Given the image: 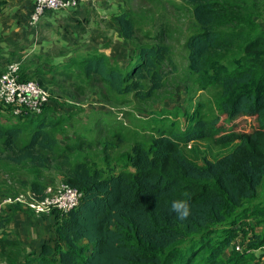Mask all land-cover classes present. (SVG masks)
Segmentation results:
<instances>
[{
	"label": "trees",
	"instance_id": "obj_1",
	"mask_svg": "<svg viewBox=\"0 0 264 264\" xmlns=\"http://www.w3.org/2000/svg\"><path fill=\"white\" fill-rule=\"evenodd\" d=\"M178 2L172 7L188 12L184 73L201 89H216L219 113L210 119L194 110L183 126L175 120L165 124V116L159 115L154 120L157 134L147 143L127 138L120 127H89L87 132H97L93 138L79 133L71 120L86 109L59 97H49L41 113L27 116H15L0 104V148L18 166L12 179L20 180L30 166L26 191L0 199H13L0 212V262L263 264L264 252L257 251L264 247V0ZM53 11L58 10L45 14ZM113 18L133 46L124 66L103 51L55 68L47 64L61 62L37 55L40 63L32 71L20 62L22 79L47 90L62 89L68 82L81 93L102 88L118 104L150 101L165 88V66L173 63L163 40L168 25L163 21L160 35H154L137 26L131 11ZM240 117L252 121L250 131L238 132L230 124ZM200 141L229 148L198 162L185 147ZM119 146L128 148L118 153ZM59 183L81 193L77 205L68 211L52 205L46 213L30 206ZM21 195L26 201L16 199ZM175 200L189 201L192 214L186 220L170 211ZM18 215L50 218L53 233L38 251L10 228ZM238 238L242 250L236 249Z\"/></svg>",
	"mask_w": 264,
	"mask_h": 264
},
{
	"label": "rangeland",
	"instance_id": "obj_2",
	"mask_svg": "<svg viewBox=\"0 0 264 264\" xmlns=\"http://www.w3.org/2000/svg\"><path fill=\"white\" fill-rule=\"evenodd\" d=\"M176 1L170 0L167 3L165 0L162 2L135 0L130 7V11L137 21V26H142L143 31H150L154 35H160L159 26L162 22L165 21L168 25V38L164 37L163 40L170 46L173 63L165 66L168 76L165 88L158 91L150 101L136 102L133 99H128L118 104L113 96L102 88L87 89V93L86 91L81 93L77 91L75 86H71L69 82L62 89H48L50 97H59V99L66 100L68 103H75L78 108L86 109L79 117L76 116L71 120L79 133L86 131L89 127H94L95 131L103 126L120 127L127 133V138H139L149 143L153 136L157 134L154 120L159 115L165 116L162 120L165 124L170 120H175L178 125L183 126L184 118L194 110H198L205 118L210 119L219 113L216 89H201L198 84L194 83L192 77L184 73L185 50L183 43L185 34H183V31L187 28L188 12L173 8V2L179 4V0ZM6 2L8 3V1ZM3 9L4 7L2 8L1 6L0 11ZM162 14L164 18L160 19L159 17ZM9 23L10 21L5 22L7 25ZM100 24L101 35L83 37V39L78 41V47L81 46L79 47V52L87 51L84 45L88 46V44H91L92 48L102 46L107 49L106 52L111 57L118 61L120 66H124L132 55L133 46L131 41H125L121 35H117L111 28L110 23L100 21ZM12 30L10 35L14 36V29ZM83 40H86L87 44L82 45L81 41ZM139 41H142V37L139 38ZM91 47L90 49H92ZM114 48L116 53L113 54ZM10 49L12 48L10 47L5 53L0 51L1 73L5 67L16 61L21 62L23 67L29 71H32L31 67L40 63L35 53L34 55L31 52L19 53L16 51L12 53V51H9ZM72 69H76V67ZM73 77L81 80L80 76L75 77L74 75ZM73 77L71 78L73 79ZM75 79L74 81H76ZM89 85L92 86L93 84ZM84 89L86 90V87ZM230 124L236 125L238 132H248L252 129V121L248 117H240L237 121L232 120ZM89 132H87L89 137L93 138L97 135V132L95 136L91 133V130ZM69 133L71 134V131ZM83 140H86V138ZM66 142L67 140L64 139V143ZM131 143L132 141L128 140L127 146L128 144L130 146ZM83 145H86V143ZM127 148L119 146L115 151L121 153ZM228 148L216 147L210 141H200L189 143L185 147V152L196 161L201 162L204 157L214 159L216 155L226 152ZM76 154L74 153V155ZM8 155L11 154L0 148V199L7 197L10 193L19 194L25 192L28 184L27 173H29L30 166L26 165L23 171L25 174L20 173L22 174L19 177L20 180L14 181L12 175L17 176L14 174L15 171H18V166L8 158ZM115 164L117 166L120 165L121 160L116 161ZM0 264H3V262H0Z\"/></svg>",
	"mask_w": 264,
	"mask_h": 264
},
{
	"label": "crops",
	"instance_id": "obj_3",
	"mask_svg": "<svg viewBox=\"0 0 264 264\" xmlns=\"http://www.w3.org/2000/svg\"><path fill=\"white\" fill-rule=\"evenodd\" d=\"M1 1L4 2L0 4V9L1 6L4 9L0 11V51L5 53L11 47L9 51L12 53L18 51L45 55L52 62H61L56 66L47 64L55 68L62 63H69L72 58L81 59L88 53L95 52L96 49L110 56L106 52L107 49L102 46L92 48L91 44L84 45L87 44L86 40L81 43L87 51L79 52L81 46L78 47V41L83 37L101 35L100 21L110 23L116 34L120 35L118 22L114 20L113 15L130 11L135 0H80L76 7L45 14L37 25L31 24L29 19L34 0ZM7 21H10L8 25L5 24ZM12 29L14 36L10 35ZM114 53H116L115 48ZM50 223V218L46 216L39 215L27 219L24 215H18L10 228L15 232V236L24 240L30 250L38 251L53 233ZM259 229L261 230L262 227ZM262 251L264 252V248L257 252L262 253ZM262 263L264 264V258Z\"/></svg>",
	"mask_w": 264,
	"mask_h": 264
},
{
	"label": "built area",
	"instance_id": "obj_4",
	"mask_svg": "<svg viewBox=\"0 0 264 264\" xmlns=\"http://www.w3.org/2000/svg\"><path fill=\"white\" fill-rule=\"evenodd\" d=\"M79 2L80 0H34L30 22L35 25L46 11L73 7ZM20 69L21 63L16 61L9 64L0 75V104L9 106L15 116L39 114L43 110V105L48 102L50 94L39 82L23 80ZM47 193L50 195L40 201H30V206L37 212H49L52 205L68 211L79 203L81 197V193L77 189L65 183L48 187ZM16 199L26 201V197L23 195ZM11 200L13 199L8 197L0 203V212L2 205ZM235 243L236 249H243L240 238Z\"/></svg>",
	"mask_w": 264,
	"mask_h": 264
},
{
	"label": "clouds",
	"instance_id": "obj_5",
	"mask_svg": "<svg viewBox=\"0 0 264 264\" xmlns=\"http://www.w3.org/2000/svg\"><path fill=\"white\" fill-rule=\"evenodd\" d=\"M170 211L174 212L176 214V218L181 221L186 220L192 214L191 205L188 200L173 201Z\"/></svg>",
	"mask_w": 264,
	"mask_h": 264
}]
</instances>
